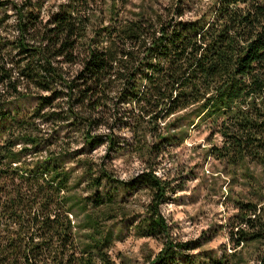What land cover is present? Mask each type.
Here are the masks:
<instances>
[{
    "label": "trees",
    "instance_id": "trees-1",
    "mask_svg": "<svg viewBox=\"0 0 264 264\" xmlns=\"http://www.w3.org/2000/svg\"><path fill=\"white\" fill-rule=\"evenodd\" d=\"M95 2L68 0L43 18L30 0H0L15 16V35L0 34V105L37 96L32 115L0 143V264H123L108 256L110 235L101 227L115 219L111 197H93L89 208L90 198L73 192L71 174L58 164L66 129L90 151L105 146L148 165L157 148L175 142L178 115L218 135L209 155L240 172L256 199L234 202L230 254L189 256L202 246L170 238L159 211L169 185L145 168L130 182H141L149 198L137 229L160 235L163 246L145 263L247 264L244 250H252V264H264V0H209L189 19L178 5L121 16L127 0H109L98 25ZM48 126L64 136L47 135ZM101 128L107 132L92 133ZM114 128L129 131L130 140L113 136ZM36 154L44 156L34 161ZM92 164H80L91 185L115 181L103 170L92 178ZM76 210L84 213L81 226L71 219Z\"/></svg>",
    "mask_w": 264,
    "mask_h": 264
},
{
    "label": "rangeland",
    "instance_id": "rangeland-1",
    "mask_svg": "<svg viewBox=\"0 0 264 264\" xmlns=\"http://www.w3.org/2000/svg\"><path fill=\"white\" fill-rule=\"evenodd\" d=\"M1 1L23 4L28 0ZM30 1L41 6V16L46 18L49 10L68 0ZM208 1L127 0L126 8L120 12L121 16H131L133 13L149 10L163 12L165 8L178 5L181 10H185L183 18L189 19L193 18L198 10H202ZM108 5L109 0H96L92 5L91 9L96 13V25L100 24L99 12L106 10ZM190 8H193L192 11H188ZM1 20L5 22L0 26V34L12 38L15 35L12 28L15 16L9 4L0 8ZM36 106L37 96L34 91L26 98L8 97L6 102L0 105V143L5 140L8 129L15 122L31 116ZM178 118L181 129L177 134L171 132L177 139L175 138V142L169 146L157 148V153L148 165L125 151L107 153L105 146L90 151L83 145L80 134L73 128L66 129V145L61 149V153L53 147L50 149L56 154L60 153L57 155L60 157L58 164L71 174L73 192L83 198H90L89 208L93 206V197L99 202L110 196L115 204V219L101 223L102 229L110 235L107 254L115 263L146 264L145 258L159 253L163 247L160 235L145 237L142 234L146 233L137 229L144 218L149 198L141 182H137L134 187L130 186V182L145 168L155 170V174L165 179L169 185L170 191L166 195V201L159 206V211L169 227L170 238L177 243L194 241L202 246L199 251H186L189 256L200 251L205 252L202 253L204 256L230 254L232 250L227 224L228 219L236 213L234 202L249 197L256 199L247 194L249 189L240 172L233 175L231 170L225 169L223 164L209 155L212 146L220 145L218 135H211L205 122H198L191 116L178 115ZM58 126L44 127L43 131L51 137H63L64 133L57 130ZM105 131L101 128L92 133ZM112 134L127 141L131 138L129 131L118 128H114ZM42 156L44 155L36 154L34 161L40 160ZM82 161L93 163L92 178H97L99 170H103L115 181L91 185L89 178H82ZM250 167L254 173H259L258 167ZM76 214L78 217L71 219L75 225L81 226L84 213L76 210ZM83 233L79 230L75 232L79 245L83 242ZM244 256L247 261L248 258H254L252 250L248 253L244 250ZM250 260L247 264L253 263Z\"/></svg>",
    "mask_w": 264,
    "mask_h": 264
}]
</instances>
